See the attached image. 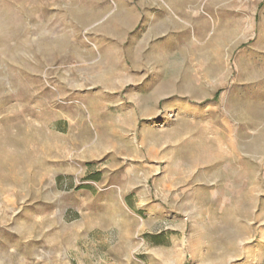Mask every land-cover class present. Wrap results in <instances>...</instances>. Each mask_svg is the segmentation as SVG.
I'll list each match as a JSON object with an SVG mask.
<instances>
[{
  "label": "rangeland",
  "instance_id": "1",
  "mask_svg": "<svg viewBox=\"0 0 264 264\" xmlns=\"http://www.w3.org/2000/svg\"><path fill=\"white\" fill-rule=\"evenodd\" d=\"M0 264H264V0H0Z\"/></svg>",
  "mask_w": 264,
  "mask_h": 264
}]
</instances>
